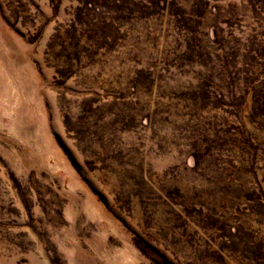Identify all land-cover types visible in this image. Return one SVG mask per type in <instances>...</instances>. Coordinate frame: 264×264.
<instances>
[{"label": "rangeland", "instance_id": "1", "mask_svg": "<svg viewBox=\"0 0 264 264\" xmlns=\"http://www.w3.org/2000/svg\"><path fill=\"white\" fill-rule=\"evenodd\" d=\"M0 264H264V0H0Z\"/></svg>", "mask_w": 264, "mask_h": 264}]
</instances>
